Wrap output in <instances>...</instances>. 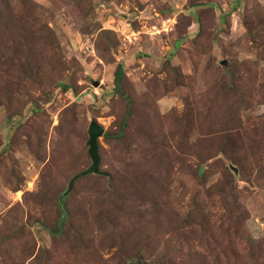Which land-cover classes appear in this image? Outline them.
Returning <instances> with one entry per match:
<instances>
[{
	"label": "rangeland",
	"instance_id": "374dc122",
	"mask_svg": "<svg viewBox=\"0 0 264 264\" xmlns=\"http://www.w3.org/2000/svg\"><path fill=\"white\" fill-rule=\"evenodd\" d=\"M0 264H264V0H0Z\"/></svg>",
	"mask_w": 264,
	"mask_h": 264
},
{
	"label": "water",
	"instance_id": "95a60500",
	"mask_svg": "<svg viewBox=\"0 0 264 264\" xmlns=\"http://www.w3.org/2000/svg\"><path fill=\"white\" fill-rule=\"evenodd\" d=\"M103 131H104L103 128L95 120L90 121L87 127L88 140L86 141V146H87V154L91 164L89 165V167H87L80 173L74 175L69 180L67 189L63 193V197L70 194L73 188V183L82 177L88 175H101L105 177L108 176V173H105L99 169L100 155H99L98 139L102 136Z\"/></svg>",
	"mask_w": 264,
	"mask_h": 264
},
{
	"label": "trees",
	"instance_id": "16d2710c",
	"mask_svg": "<svg viewBox=\"0 0 264 264\" xmlns=\"http://www.w3.org/2000/svg\"><path fill=\"white\" fill-rule=\"evenodd\" d=\"M29 71H31L30 73H32L33 75L36 74L37 70L36 69H29ZM123 76H124V71H123V68H122V65H118L117 68H116V71H115V74H114V84H115V90H119L120 91V88H121V82H122V79H123ZM125 126V120H122L121 121V124H120V128H119V131L118 133L116 134H104L105 138H110V137H118L120 136L122 130H123V127ZM100 155V153H99ZM100 163H101V158H100ZM99 177H104V178H108V176H101V175H97ZM83 178V177H82ZM75 183V182H74ZM73 183V185H74ZM73 189V188H72ZM64 193V192H63ZM63 193L61 195V200L58 202L59 203V208H60V212H61V215H60V220L63 221L66 219V211L64 209V206L62 204V200H63ZM68 196V195H67ZM66 197V196H65ZM62 232V228H61V225H57V227L54 229V230H50V233L52 235L54 234H60ZM128 261V260H127ZM130 263V261H128Z\"/></svg>",
	"mask_w": 264,
	"mask_h": 264
}]
</instances>
